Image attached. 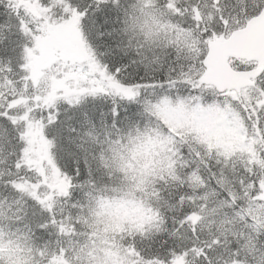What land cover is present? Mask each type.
I'll list each match as a JSON object with an SVG mask.
<instances>
[{
	"label": "snow or ice",
	"instance_id": "obj_1",
	"mask_svg": "<svg viewBox=\"0 0 264 264\" xmlns=\"http://www.w3.org/2000/svg\"><path fill=\"white\" fill-rule=\"evenodd\" d=\"M0 264H264V0H0Z\"/></svg>",
	"mask_w": 264,
	"mask_h": 264
}]
</instances>
